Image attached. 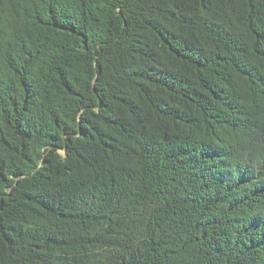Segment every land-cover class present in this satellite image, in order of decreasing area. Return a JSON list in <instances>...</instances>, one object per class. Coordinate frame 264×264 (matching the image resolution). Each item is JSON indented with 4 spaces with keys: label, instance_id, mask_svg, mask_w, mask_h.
Masks as SVG:
<instances>
[{
    "label": "trees",
    "instance_id": "obj_1",
    "mask_svg": "<svg viewBox=\"0 0 264 264\" xmlns=\"http://www.w3.org/2000/svg\"><path fill=\"white\" fill-rule=\"evenodd\" d=\"M0 264H264V0H0Z\"/></svg>",
    "mask_w": 264,
    "mask_h": 264
}]
</instances>
